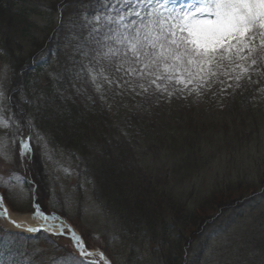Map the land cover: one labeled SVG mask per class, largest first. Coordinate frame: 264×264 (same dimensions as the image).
<instances>
[{
	"label": "trees",
	"instance_id": "trees-1",
	"mask_svg": "<svg viewBox=\"0 0 264 264\" xmlns=\"http://www.w3.org/2000/svg\"><path fill=\"white\" fill-rule=\"evenodd\" d=\"M67 1L75 4L66 9L61 22L53 21V25H44L39 33L32 34L31 11L26 8L28 0H0V64L6 61L11 71L10 107L19 116L34 118L58 146L82 157L97 181L98 200L113 207L122 221L128 219L125 222L128 230L136 224L149 230L150 226L155 228L159 222L155 219L160 220L155 208L167 201L170 220L166 222L174 230L178 229L180 240L171 246L179 250L190 244L193 234L203 230L213 214L208 216L205 211L196 216L192 203L183 201L172 187H167L168 192L163 190V184L158 182L161 170L169 168L165 176L170 181L182 180L188 174L209 170V163L219 154L226 161L229 159L226 162L229 166L238 153L243 157L247 128L260 127L258 116L264 120V67L255 70L244 84L235 79L238 69H229L228 75L221 72L218 79L212 78L210 87L191 84L173 89L170 86L168 92L172 95L168 92L143 95L137 94L138 88L134 92L109 88L106 84L97 92L94 86H85L75 76L81 65L87 63L81 53L85 37L93 26L89 23L93 17L86 14L91 0L61 3ZM60 2L52 5L54 15ZM65 40H70V46L75 47L73 53L66 50ZM47 45H51L48 58L45 56L48 64L54 62L56 50L63 71L72 65L77 71L69 70L65 76L57 75L52 81L38 55ZM70 57L74 63H70ZM41 73L48 89L43 100L40 96L30 98L33 77ZM248 91L251 96L244 102L241 96ZM194 97L199 98L198 105L192 103ZM144 148H151V163H155L151 169L145 168L149 179L142 176L143 167H138L142 163L139 159L145 156ZM160 159L167 164H161ZM222 184L225 182L219 186ZM258 187L255 184L252 190ZM216 190L219 188L214 186L205 190L208 194L201 198L203 205L209 204L203 206L205 210L210 206L217 211L224 208V199L211 200ZM199 207L200 203L195 209ZM190 227L194 232L187 236L185 230ZM166 243L169 244L168 239ZM166 243L159 252L161 262L180 263L179 254L172 257L165 249Z\"/></svg>",
	"mask_w": 264,
	"mask_h": 264
},
{
	"label": "rangeland",
	"instance_id": "rangeland-1",
	"mask_svg": "<svg viewBox=\"0 0 264 264\" xmlns=\"http://www.w3.org/2000/svg\"><path fill=\"white\" fill-rule=\"evenodd\" d=\"M60 1L50 0L48 3V0H28L30 6L26 3V8L31 11L32 34L39 33L44 25L51 26L53 21L57 22L52 5ZM174 2L179 7L188 0H174ZM105 5L107 8L113 6L120 8L117 0H91L87 4L86 14L93 18L98 14L107 15ZM114 14L113 12L112 15ZM64 44L66 50L73 53L75 47L70 46V40H65ZM50 48L51 45H47L38 55L43 58L40 62L43 68L49 71L52 81L56 80L57 75L65 76L69 70L77 71L76 66L73 65L63 71L64 67L56 50L52 59L54 62L48 64L49 61L44 57L49 55ZM70 63H74L73 58L70 59ZM248 75H250L249 71ZM39 77H33L30 98L40 96L43 100L48 84L42 73ZM10 79V68L6 61H2L0 64V197L4 198L3 203L13 206L15 213H20L17 210H30L28 214H43L39 205L40 203L46 205L50 211L47 213L48 216H67L89 239L100 242L97 246L105 245L116 264H163L159 259V252L167 239L169 244L166 243V247L168 245L169 249L166 247L165 249L172 257L177 254L181 257L180 263L177 264H264V120L259 116L256 118L260 119L258 121L260 127L247 128L244 134L246 142L243 147L246 151L243 152V157L240 153L235 155L230 166L226 163L229 159L226 161L225 156L219 154L209 163V170L207 168L196 172L195 175L188 174L185 178L181 177L182 180L170 181L165 176L169 168L165 171L161 170V175L158 177L161 181L158 182L163 184V190L168 192L167 187L169 189L172 187L183 201L192 203L196 216L205 211L208 216L213 214L199 233L193 234L191 227L185 230L187 236L193 234V237L189 245L182 244L183 247L178 250L175 246H171V244H179L180 240L178 229L174 230L172 224L166 222L170 220L167 217L168 202L159 201L161 203L156 206L160 220L155 219L159 221L155 228L150 226L149 230L136 224L128 230L126 225L128 219L122 221L115 215L113 207L98 200L95 194L97 181L93 179L91 170L82 157L58 146L34 118L19 116L12 111L9 101ZM78 82L88 87L94 86L86 78L78 79ZM250 96L251 92L248 91L241 96V99L246 102ZM262 99L264 101V94ZM198 102L200 101L195 98L192 101L196 105L199 104ZM20 131L32 132L37 146L38 159L33 174L42 180L43 189L40 197L38 192L33 193V189L30 188L33 184L28 186L29 183L22 174L28 161L20 160L16 154L17 134ZM142 154L145 156L141 159L137 158L142 162L138 167H143L142 176L146 179L145 168L151 169L155 163H151V148H144ZM160 162L163 165L167 164L161 159ZM233 181L236 184H231ZM223 182L225 184L219 186V183ZM229 184L231 185L228 188ZM255 184L259 187L252 190ZM213 186L218 187L219 190H216L217 193L211 200L220 197L225 203L224 208L218 211L211 210V206L209 211L205 210L203 206L207 207L209 204H202L204 199L201 198L208 194H205V190L212 189ZM33 201L35 210L32 209ZM199 203L200 207L195 209ZM189 208L191 209L190 206ZM3 222V218L0 217V264H81L73 256L44 238L32 240L4 233V228L13 229Z\"/></svg>",
	"mask_w": 264,
	"mask_h": 264
},
{
	"label": "snow or ice",
	"instance_id": "snow-or-ice-1",
	"mask_svg": "<svg viewBox=\"0 0 264 264\" xmlns=\"http://www.w3.org/2000/svg\"><path fill=\"white\" fill-rule=\"evenodd\" d=\"M117 3L119 9L105 5L108 14L89 21L93 26L83 42L81 55L87 63L76 78H86L97 92L105 84L134 92L138 88L137 94L143 95L168 92L178 85L210 87L212 78L218 79L221 72L228 75L229 69L246 74L252 66L256 71L264 67V0H188L179 7L174 0ZM0 217L8 218L7 208L0 207ZM60 229L57 234H63L64 226ZM73 238L81 258L92 255L81 237L73 233Z\"/></svg>",
	"mask_w": 264,
	"mask_h": 264
},
{
	"label": "bare ground",
	"instance_id": "bare-ground-1",
	"mask_svg": "<svg viewBox=\"0 0 264 264\" xmlns=\"http://www.w3.org/2000/svg\"><path fill=\"white\" fill-rule=\"evenodd\" d=\"M10 216L14 217L12 213H10Z\"/></svg>",
	"mask_w": 264,
	"mask_h": 264
}]
</instances>
